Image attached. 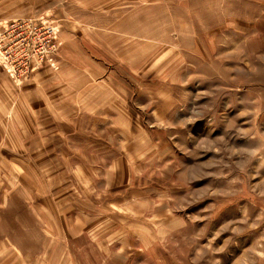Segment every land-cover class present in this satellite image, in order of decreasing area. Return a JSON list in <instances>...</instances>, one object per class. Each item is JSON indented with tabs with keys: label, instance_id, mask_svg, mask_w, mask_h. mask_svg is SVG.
<instances>
[{
	"label": "rangeland",
	"instance_id": "obj_1",
	"mask_svg": "<svg viewBox=\"0 0 264 264\" xmlns=\"http://www.w3.org/2000/svg\"><path fill=\"white\" fill-rule=\"evenodd\" d=\"M25 20L53 27L43 60L36 47L21 51ZM2 39L1 188L27 169L58 172L44 184L63 187L68 207L72 151L92 143L96 156L80 151L79 200L107 195L112 220L140 225L127 232L143 245L129 264H264V0H0ZM33 51L41 63L13 76ZM34 77L44 80L35 88ZM31 109L51 116L33 127ZM27 139L36 144L7 147ZM57 143L62 163H41L54 153L40 147ZM71 225L65 210L54 228L64 252ZM31 230V244L23 230L11 236L41 264L37 251L57 248ZM84 236L77 263L109 264Z\"/></svg>",
	"mask_w": 264,
	"mask_h": 264
},
{
	"label": "crops",
	"instance_id": "obj_2",
	"mask_svg": "<svg viewBox=\"0 0 264 264\" xmlns=\"http://www.w3.org/2000/svg\"><path fill=\"white\" fill-rule=\"evenodd\" d=\"M43 81L42 77H34L28 82V84L35 88V85L41 84ZM57 93L58 92L55 94ZM39 95L41 97L43 94ZM46 95L47 94H45V97H47ZM37 96L38 94L35 93L34 98ZM58 97H61V95H56L55 99ZM32 111H34V113H32ZM73 111L75 112H71V117L75 118L80 115V113L77 112L79 109ZM54 114L57 118L58 116H61L58 112H55ZM4 115L6 114L0 112V116ZM27 116L38 117L37 119L32 120L31 123L33 127H39L37 125L39 119L41 121L43 117L47 118L51 115L49 112L43 114H41V112L36 113V109H31ZM75 120L77 121V119ZM39 131L47 132L45 129ZM35 132L36 130L34 129L28 131L30 136L33 135V137V133ZM54 133H58L57 128H55ZM31 142V139H27L25 141L13 140L12 144H8L7 147L22 148L25 150L26 148L36 144L32 145ZM2 144L3 142L0 140V146H2ZM40 145L44 144L40 143ZM4 146L5 145H3V147ZM92 146V143H88L86 152L83 151L84 149L81 150L80 148L83 147L80 146L75 148L78 150L77 153L72 151V156L76 160H72L71 164L75 165L77 172H72V202L68 207H65V203L60 201L65 194V189L63 187L49 188L44 184V182L48 179L53 181L59 179L61 173L58 172L54 173L53 171L52 174L48 175L39 172H32L27 169L25 173L19 177V182L15 184V186H12V184L9 183L10 185L7 186V188L0 187V264H32V253L28 252L24 254L26 252L25 250H23L25 252L20 251V249L17 250L15 247V235L11 236V234H15L16 229L20 231L23 230L22 232H19L21 234L18 235H20V237L25 241V244H31L32 236L29 231H32L31 228L33 224L37 226L38 230L43 233L45 237H48L50 234L49 238L53 239V243L57 248L56 251L52 252H48L47 246L46 249L45 246H43V249H39L37 252L40 253L37 256L36 261H42L41 264H65V262L68 264H78L77 256L81 255L80 240L83 238V235H86L84 237L88 238L89 248L95 247V253H101L104 262H109V264H129L130 262L135 261L137 257L139 258L142 253L141 251L143 245H141L142 238H138L136 234L137 227H140L138 223L127 224L126 221L122 220L120 214L118 215L119 219L112 220L111 212L113 208L111 201L106 197L107 195L103 196V203L99 202L101 199H98L99 201H97L96 196L93 197V199H90V190L87 185V190H84V192L86 191V194L83 192L84 196L89 197L87 205L83 204L85 201L79 200L80 189L75 184H83L81 182H83L84 175L80 172L81 162H85L83 154L97 155V149L92 148ZM40 148L51 150L50 152L54 153L50 154L53 159L51 162L41 161V163H52V165L55 166L62 163L63 156L60 155V151L63 147H61L60 144H49L48 146ZM102 149H105V146H102ZM80 151L84 153L81 154ZM107 162L110 163L111 161ZM82 165L84 164L82 163ZM102 176L105 178H111L112 175L104 172ZM95 177L96 176L94 174L89 181L94 182ZM115 178L117 179V176ZM106 199L108 203L106 202ZM125 201L127 202V200ZM65 210L66 214H71V228L73 230L71 238L72 243L69 245L70 252L68 249H65L67 252L63 251L65 241L63 238L58 239V234L54 232V228L56 229L58 225L61 226ZM133 228L136 229L135 232L130 234L132 235L130 238L127 237L128 229ZM151 241L153 242V238H151ZM43 243L45 244V241ZM61 249L63 250L61 251ZM89 251L92 253V250ZM19 252L23 253L21 254Z\"/></svg>",
	"mask_w": 264,
	"mask_h": 264
},
{
	"label": "built area",
	"instance_id": "obj_3",
	"mask_svg": "<svg viewBox=\"0 0 264 264\" xmlns=\"http://www.w3.org/2000/svg\"><path fill=\"white\" fill-rule=\"evenodd\" d=\"M18 29L20 30L18 33L19 42H24L21 51L25 52L27 50V46L36 47V51L40 54V59L43 60L44 58H46L45 50L49 46L50 41L53 39V27L45 26L43 24H34L28 20H25L18 24ZM0 42L5 43L3 39L0 40ZM33 53L35 54L36 52L33 51ZM22 56L23 55L19 56V58H21ZM35 57L36 54L32 58H30L29 56V62L26 63L25 61V63H23L22 65L19 64L23 67L20 70H15L13 67L10 66L9 72H11L13 76H18L21 72L29 74L33 70L32 65L36 63L40 64L42 61L41 60L38 62ZM24 78L27 79V76H24Z\"/></svg>",
	"mask_w": 264,
	"mask_h": 264
}]
</instances>
